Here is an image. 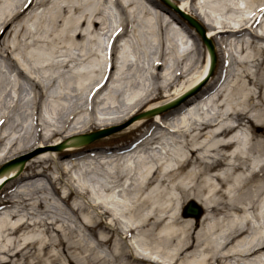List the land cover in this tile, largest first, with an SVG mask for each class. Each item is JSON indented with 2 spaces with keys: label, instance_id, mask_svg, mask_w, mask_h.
Segmentation results:
<instances>
[{
  "label": "bare ground",
  "instance_id": "bare-ground-1",
  "mask_svg": "<svg viewBox=\"0 0 264 264\" xmlns=\"http://www.w3.org/2000/svg\"><path fill=\"white\" fill-rule=\"evenodd\" d=\"M170 1L205 26V35L217 47L223 66L236 63L245 67L237 75L235 93L239 102L231 105L225 82H220L226 69L221 67L213 79V70L208 74L209 51L177 11L167 8L180 31L143 7L144 32L155 41L151 57L148 45L141 52L144 56L141 63L149 68L151 87L127 94L122 117L95 118L76 126L79 122L71 125L74 118L71 116L62 121L60 129L51 130L46 137L49 140L59 133H64L65 139L51 140L54 148L40 152L38 159L32 160L54 161L58 175H46L48 188L37 183L36 178L44 174L46 165L35 164L36 169L30 173L25 172L29 163L21 173L17 172L18 164L0 171V188L8 179L14 181L5 205L0 208V264H264V0ZM137 2L0 0V45L11 65L31 80L39 96L44 95L42 86L28 77L25 66L13 55L21 50V42L41 31L51 40H63L79 48L89 59L88 65L67 77L51 76L49 84L54 86L59 81L68 84L73 80L75 90L87 93L91 102L101 95L100 104L112 96L109 90L115 80L112 60L119 62L118 71L133 55L128 41L117 46L116 40L124 41L127 36V15ZM158 4L166 10L159 1ZM111 5L122 15V22L110 29L117 51L114 54L111 44L106 59L102 53L105 38L97 33V26L109 31L105 14ZM235 12L243 14L237 24L215 22L216 14ZM94 33L96 36L91 38ZM245 35L248 40L242 39ZM189 39L192 45L187 48ZM32 42L33 46L27 47L22 55L34 70L68 68L77 61V56L68 53L62 61L54 62L45 49L37 46L42 40L35 38ZM202 51L206 58L203 70L177 84L191 74ZM138 59L130 66L137 67ZM249 63H253L252 72L246 68ZM208 79L211 80L208 85L176 108L164 114L157 110ZM249 84L257 92L246 91L244 86ZM171 87H174L171 97L153 101L162 91L169 95L166 93ZM113 89L117 92L119 87ZM206 102H216L217 109L206 106ZM144 105L145 110L153 111L152 115L134 118L124 129L129 133L146 121L151 122L141 136L126 145H117L104 156H95L97 153L92 150L84 153L88 145L80 144L79 135L75 134L87 130L89 123L103 127L130 120ZM15 107L16 104L12 109ZM62 142L63 147L57 149L55 145ZM77 152L80 156L71 162V168H79L80 162H86L87 171L82 174L100 176L102 183L97 180L95 187L70 177L68 182L76 185L59 192L62 175L69 173L59 159L64 156L68 159ZM47 194L54 195V200L61 204L49 205ZM74 196L79 201L72 199ZM188 199L202 205L204 213L200 221L193 219V214H188L192 219L181 220L187 215L186 206L194 207L189 201L180 212ZM199 247H203L204 254L191 253ZM188 253L191 254L186 257Z\"/></svg>",
  "mask_w": 264,
  "mask_h": 264
},
{
  "label": "rangeland",
  "instance_id": "rangeland-1",
  "mask_svg": "<svg viewBox=\"0 0 264 264\" xmlns=\"http://www.w3.org/2000/svg\"><path fill=\"white\" fill-rule=\"evenodd\" d=\"M158 1L159 0H138L137 4L133 5L130 8L132 13H128L127 21H126L128 23V26L126 27L128 29V33L127 36L124 37V41L122 40V43L128 41L127 43L129 44L130 50L133 52L132 53L133 55L132 57L129 58L127 63H125L123 68L119 69L118 71L117 68L120 67V64L115 59L112 60V63L110 64L113 66L112 69L114 71V78H115V80L109 86V90L112 96L109 101H103L100 104L98 102H100L99 99H101L102 97L99 99L96 97L95 100L93 99V101L96 102L93 101L91 102V100H89L87 97V93H81L80 91L75 90L73 80H71L68 84L61 81H59V83L57 82L56 84H54V86H51L49 84L48 78L51 76L54 77L58 74H63V76L67 77L71 75L72 71L81 70L83 66L88 65L87 62L89 59H85L86 57L83 56V52L79 48L69 46L63 40H51L52 39L51 37H49L48 35L41 34V31L37 32L35 35L30 36L25 42H21L22 43V46H20L21 50L19 52H16L15 54L13 53V55L16 57V59L19 61L20 64H23V66H25L28 77L34 78L42 86L44 95L39 96L37 95V89L33 86L31 80H29V78H25L21 76L18 73V69L15 66L11 65L10 61L6 58L5 53L2 50L3 45H0V167L3 165V163H7L15 158H19V157L25 158L31 155L24 162L23 166L29 163L28 166L27 165L25 166L26 167L25 172L30 173L32 170H35L36 169L35 164L36 165L40 164L41 166L44 165L48 166L47 168H45L44 174L36 177L38 179L37 183H40L41 185H44L46 188H48L49 184L47 182L46 175L49 174L50 177L51 176L54 177L58 175L57 174L58 170H56V168L54 167V161H52L51 158L45 159V162L32 161V160H37L38 159L37 156L39 155L40 152L54 148V145L50 144L54 139H62V140L65 139L66 135L64 133H59L54 135L49 140L46 137L49 135L51 130L60 129L62 125V121L65 118H70L71 116H73L74 118L71 120L70 124L74 125L78 121L79 123L76 126H79V124H81L82 122H87L90 119L91 120L89 122H91L95 118L109 119V118L122 117L124 115L122 111H124V108H126L124 104L126 102L125 97L127 96V94L133 91H137V93H140L143 87L144 88L151 87L152 82L151 79H149L148 77L149 68L147 64L146 65L143 64L144 62L141 63L142 62L141 60H143L144 57L143 55H141V52H142V47L148 45L147 47L148 53L150 54L151 57L152 51H154L155 41H152L153 38L149 34L145 33L146 27H144L142 22L146 18V15L144 14L142 8L144 7L153 15L162 16V18L165 19L166 21H170V25L172 27L176 28V30L179 29L180 31L179 24L177 22L171 21V18L173 16V14L171 13L172 11L170 9H167L168 7H166L159 1V3H161L162 6H164V8L166 7L165 8L166 10H163V8H161L160 5L158 4ZM39 9L40 8L36 10ZM113 9L115 10V12L117 11V14L112 12L105 14V16H108L107 19L108 23H110V27H108L109 31L106 32L105 29H102L100 26H97L98 27L97 33H100L102 36L101 38L102 39L105 38V40H107L109 45L112 44L113 46L112 51L115 54V52L117 51V47H116L117 40L115 42H112L113 41L112 35H110L112 32L110 29L114 28L115 26L117 27V25H119L120 22H122V15L118 12V9L115 6L113 7ZM216 16H217L215 18L216 23L224 21L227 24L233 25L239 22L243 14L235 12L229 14L227 13H222L219 15L216 14ZM192 17H194V19L202 25L204 30H206L205 26L199 21L197 17H195L194 15ZM180 18L181 20L184 21L186 26H188V29L194 31L196 36L198 38H201L200 35L195 31V29L186 21V19L182 17V15H180ZM31 29L35 30L33 26L31 27ZM94 36H96V34L93 36L91 35V38ZM35 38H39L40 40H42V42L39 43L40 45L37 46L40 49L41 48L43 50L45 49V51H47L50 54L49 55L50 60L54 62H60L65 58V55L70 53L72 55L77 56V61L70 63L68 68L60 67L58 69H47V70H39V71L34 70L29 65L27 60L23 57L22 52L27 47L33 46L32 40ZM11 39L12 37L9 40ZM242 39L248 40V35L243 36ZM210 40L212 41L211 38ZM191 41H193V43H196L194 38H191ZM201 42L203 43L202 40ZM188 43H189L188 45L190 46L192 45L190 43V39L188 40ZM7 44L9 45L11 43L8 42ZM212 44L214 45L213 41ZM204 48H206L205 45ZM214 49L216 53V62L214 65V69L212 71L213 74L212 79L217 77L216 75L219 73L221 67L227 70L225 76H222V78L220 79V82L223 83L225 82L224 88L226 94L229 96L228 99H230L231 105L235 106L236 103L239 102L240 100L239 95L235 93L236 85L239 82L238 81L239 78H237V75L241 74L243 69H245V67L238 65L236 63H233L230 66L229 64L228 66L225 65L223 66V64H221L220 54L219 52H217V47L215 45H214ZM205 50L207 51V49ZM107 51L109 53V50ZM95 53L98 54V52ZM138 53L139 56H137ZM234 55H238V54L235 53ZM136 57L139 58L137 61L138 64L140 61V64L137 65V67H131L130 65L133 62H135ZM205 60H206L205 53L202 51V53L199 54V62L197 66L193 69L191 74H189L185 78L179 79V81H177L178 82L177 84L179 83L181 84L182 82H185L188 79L194 78L196 75H198V73H200L204 68ZM98 68L99 67H95V70H98ZM246 68L248 71L252 72L254 70L253 63H249L246 66ZM96 78H98V75L96 76ZM137 81L138 82L140 81V84L137 83ZM210 82L211 80L208 79L203 84L199 85L196 93L199 91V89H201L202 86L208 85ZM116 85L119 87V90L117 92H115V90L113 89L117 87ZM135 85H137V87H135ZM244 88L249 93L257 92V88L251 84L244 86ZM173 91H174V87H171L170 91L166 93L169 95H165V93L162 91L159 94V98L154 99L153 101L154 102L161 100L163 101L166 98L171 97ZM190 96L186 97V99L188 100ZM186 99L184 100V102L187 101ZM15 104L17 105V107L12 109V106ZM205 104L208 107L211 106L214 110L217 109L216 102H206ZM52 105L54 106V109ZM62 106L63 108H61L57 112H54V110L57 107L60 108ZM145 106L146 105H144L141 108H138L134 116L146 112L147 110L144 111ZM73 109H77V111H74L72 113ZM167 111L169 112L170 110L169 109L164 110L161 114H164ZM76 117H78V119H76ZM128 120L129 118L124 119L119 123L108 124L103 127L89 123L90 125L88 126L87 130L75 135L86 134L92 131L110 129L112 127H121L124 126L128 122ZM150 123L151 122L146 121L142 126L138 127V129L133 130L129 133L125 132L124 130L127 126L126 125L123 128L116 130L104 137L93 140L87 144L88 146L87 148L84 149V153H88L90 150H92L97 153L95 154V156L98 154L104 156L106 152H109V150H113V148H115L117 145H126L134 141L139 136H141L142 133L144 132V129L149 127ZM57 145H55V147ZM78 156L80 155L77 152L76 155H73L68 159H65V156L59 159L62 160L63 166L65 168L67 167V172L69 169V173L66 175L63 174L62 175L63 180L60 181L58 184L60 187L59 192L61 190H68L69 187H74L76 185V182L72 181L70 182L71 184L68 182V180H70V177L73 179H77L78 181H80V183L83 182V183L91 184L95 187L97 184L96 183L97 180L99 184L102 183V181H99L100 176H98L99 178H97L95 175L90 174L89 176H84L82 174L83 171L87 169V166L85 164L86 162L85 163L80 162L79 168L76 169L71 168V162L74 159H77ZM100 175L104 176V174L102 173ZM13 184L14 181L8 179L4 184L5 186L2 187V190L0 191V208L5 205L4 204L5 197L7 196V194H9V190L14 186ZM47 195L50 197L49 205L61 204L60 202L54 200V195L53 196H51V194H47ZM74 198L77 201H79V199L76 198L75 196L72 199ZM189 201H192L194 203L193 208L198 207V210L200 211L199 216L193 218V216L190 215H183L181 220L184 219L190 220L193 218L200 221V218L202 217L204 210L202 208V205L195 199L185 200L180 208V212L182 211L183 206H185ZM208 221H210V219L206 220V222ZM197 226L198 227L200 226L199 222ZM204 252L205 251L203 250V247L202 248L199 247L191 253L196 255H202L204 254ZM191 253L186 254V257L187 256L189 257V254Z\"/></svg>",
  "mask_w": 264,
  "mask_h": 264
},
{
  "label": "water",
  "instance_id": "water-1",
  "mask_svg": "<svg viewBox=\"0 0 264 264\" xmlns=\"http://www.w3.org/2000/svg\"><path fill=\"white\" fill-rule=\"evenodd\" d=\"M161 1L164 4H166L167 6L171 7L172 9H174L175 11L179 12L182 15V17H184L189 22V24L192 25L195 28V30L201 35L203 41L205 42V44L207 45V47L209 49V52H210V55H211V58H212V62H211V70H212L213 67H214V63H215L213 46H212L210 40L205 36V31L202 28V26L196 20H194L192 17H190L189 15L183 13L182 11H179L177 9L176 5H174L172 2H170V0H161ZM196 90L197 89H193L192 91H190V93H188L187 95H184L183 97L179 98L177 101H175V102H173V103H171L169 105L168 104L167 105H162L157 110L163 111V110H166V109H168L170 107H174V106L178 105L186 97H188L190 94H192ZM152 113H153V111H146V112L140 113L139 115H136L132 119L128 120V122L124 126H126L127 124H129L130 121H132L134 118H139V117L146 116V115H149V114H152ZM124 126H121V127H112L110 129L99 130V131L92 132V133H89V134L81 135V136L77 137V139H78V142L80 144L89 143V142L93 141L94 139H97L99 137L108 135V134H110V133H112V132H114L116 130H119V129L123 128ZM63 144L64 143L58 145L57 146V149L62 148ZM29 157L27 156L25 158L24 157L15 158L11 162H9L5 166H3L0 170L4 169L5 167H7V166H9L11 164H18L19 165V170L17 172L20 173V171H21V169L23 167L24 162ZM185 210H186L185 214H187V215L188 214H193L195 217H198L199 216V210L192 208V205L191 204H188V206H186V209Z\"/></svg>",
  "mask_w": 264,
  "mask_h": 264
}]
</instances>
